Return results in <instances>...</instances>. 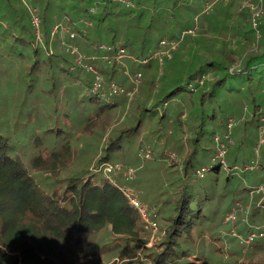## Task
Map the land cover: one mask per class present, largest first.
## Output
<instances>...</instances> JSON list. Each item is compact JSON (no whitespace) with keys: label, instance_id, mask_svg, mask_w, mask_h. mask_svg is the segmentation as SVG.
Returning a JSON list of instances; mask_svg holds the SVG:
<instances>
[{"label":"trees","instance_id":"obj_1","mask_svg":"<svg viewBox=\"0 0 264 264\" xmlns=\"http://www.w3.org/2000/svg\"><path fill=\"white\" fill-rule=\"evenodd\" d=\"M134 1V6L127 7L114 0H0V33L6 40L13 36L15 42H24L22 45L32 62L30 67L26 65V72L30 68L38 77L36 83L30 80L27 87L13 94L14 97L10 94L6 97L17 99L16 106L21 102L25 104L29 101L30 91L40 87V92L34 93L40 97L44 95L48 102L54 98L55 104L61 101L65 105L61 109L55 108L67 120L58 126L74 131V121L81 124L80 130L90 135L98 130L106 132L113 116L130 97L123 94L121 99H114L105 87L94 91L95 75L90 77L83 64L78 63L77 56L70 52L69 45L74 43L86 56L102 53L99 50L101 44L115 49L125 47L131 54L129 57L145 59L158 49L162 38L183 41L189 34L185 32L183 38L182 35L178 38V35L164 34L154 44L155 32L173 27L182 33L198 28L195 26L198 24L195 20H198L202 28L198 36L189 41L185 58L176 53L163 65L150 59L146 65L149 71H143L144 64L132 59V71H142L145 75L141 98H135L131 105L130 124L107 138L106 144L109 154L121 147L126 135L138 133L146 123L155 125V131H161L167 113L177 112V117L171 120L177 122L171 127L173 129H163L168 142L174 138L173 149L182 154L180 162L175 159L177 157L170 158L174 160L169 165L172 168H168L179 174L177 183L168 187L172 199L158 212L162 215L166 246L163 252L149 257L155 254L154 264L190 262L195 235H203L206 226L212 222L216 210L213 205L215 193L233 183L232 173L240 161L243 164L250 161L249 151L228 149V143L235 142V137L241 144L249 141L245 139L247 124L237 126L231 132L233 126L229 123L231 118L243 115L248 106L250 123L257 131L260 127L257 117L264 99V14L255 30L247 29L244 24L239 26L240 22L225 25V30L234 28V31L222 41L220 50L213 48L212 41L216 40L214 37L209 39L208 34L219 23V8L213 14L215 18L199 12L210 1L203 0L200 7L201 0H173L171 6L166 4L170 0H165L159 11L156 0ZM29 3L33 4L30 9ZM33 8L37 9L40 19L39 33L32 20ZM60 24L67 26L70 33L55 31ZM240 47L245 48V56L238 66H234L233 57ZM12 48L9 49L24 53L15 43ZM196 59L200 64L194 67ZM119 68L116 62L107 63L101 72L110 82L124 76L119 75ZM228 81L231 84L226 90L231 95L224 101L219 92ZM234 81L239 86H233ZM3 90L7 93L9 89ZM174 100L183 101L181 108L177 109V103L171 102ZM66 106L71 108L66 110ZM22 107L36 109L33 104ZM38 107L40 109L32 117L35 124L37 119L41 120V114L50 112L52 103L50 107L42 108L39 102ZM80 110L83 111L80 113ZM49 118H45L46 127L55 125ZM208 126H212L210 134L206 133ZM171 132L174 135H170ZM218 134L225 135V139ZM55 135L46 143H35L37 155L28 166L20 155L11 153L8 138L0 134V264H144L137 255L140 245H144L140 233L143 221L126 198L124 184L100 172V166L108 161L98 156L92 159L88 149L81 150L86 160L74 161L79 151L75 139L71 140L72 133L67 134V140L59 150L55 143L61 138L60 131ZM208 135L210 137L206 139ZM221 144L226 148L228 168H224L217 158ZM92 160L96 164H92ZM247 166L244 168L251 169ZM69 167L73 170L65 175L64 171ZM233 206L225 211L226 215ZM240 223V232L251 231L243 217L239 218L238 225ZM103 231L108 233L106 237H101ZM109 235L126 238L132 243L109 240Z\"/></svg>","mask_w":264,"mask_h":264},{"label":"rangeland","instance_id":"obj_2","mask_svg":"<svg viewBox=\"0 0 264 264\" xmlns=\"http://www.w3.org/2000/svg\"><path fill=\"white\" fill-rule=\"evenodd\" d=\"M23 1L27 2V0ZM132 1L135 2L134 0ZM202 1L203 0L200 1V7L202 5ZM206 1H210L212 3ZM206 1V3L202 6V8H200L201 10L199 11L200 13L201 11H203V15H208L207 17L213 16L215 18L213 14L219 8V12H217L219 23L214 28H211V31L208 33L210 36L209 39H213L212 37H214V39L216 40L212 41L213 48L215 49L221 50L222 41L227 40V35H231L232 31H234V28H232L231 31L230 29L225 30V25L233 26L240 22L238 24L239 26H241V24H244L247 29L255 30L256 26L254 25L252 20L253 15L256 21H258V23L260 24V20L264 14V3H262L263 0L262 2L261 0ZM164 2L165 0L155 1V3H158L160 5L157 7L158 11L164 4ZM171 3L174 4V1L170 0V2H166V4L170 6ZM27 5L29 9L33 6L32 3H29ZM208 5L210 6L209 12H204V9ZM148 7L153 10L152 6ZM244 14L245 17H243ZM195 22H198V24H196ZM195 22V26H197L198 28L193 27L195 28L194 32L187 34L183 41H180L179 46L173 52V56L177 53L176 56H178L179 54L181 58H185L184 52H186V48H190L189 41L192 38H196L199 34L198 31L200 27L202 28L201 23L198 20H195ZM48 28L51 29V26L49 25ZM182 33H180L179 28L167 27L166 29H162L159 32H155L152 42H154V44L158 43L160 37H162L164 34L169 36L174 34L178 35L177 37L180 38ZM239 37L240 36L236 38L238 39ZM53 39L56 38L53 37ZM16 42H18V44ZM16 42L15 39H13V36L9 37V40H6L4 39L2 33H0V134L8 138L11 153L20 155L22 161L29 166L33 158H35V156L37 155V151L34 149L35 143H37V145L42 142L46 143V140H51V137L53 138V136L55 138V133L60 131L61 138H58V141L55 143L57 149L59 150L62 143L67 140V134L72 133L74 137H72L71 140L75 139L74 143L76 145L77 151H79L78 157H74V161H77V163L79 161L86 160L83 157L82 151L88 149L90 151V156L92 159L98 156L99 158L106 159L108 163L120 165L122 168H114L112 170V173H107L105 171V166L103 165L100 166V168L102 169L99 170L100 172L102 171L103 173H105V175H107L108 177L122 182L124 186L133 188L138 193L140 201L149 208L150 217L157 221L156 226L150 225L146 221L142 223L140 233L144 245H140L141 247L138 249L137 253V255L143 260L144 264H154L152 258L155 254L152 257H149V255L153 253L163 252L166 246V244H164L166 233L162 229V215H160L158 212L165 206V203L169 202L172 199L170 193L168 192V187L172 188L173 185L177 183L175 180L176 176L179 174L178 171L171 172L170 168L172 167H170L169 165L174 159H170L168 157L170 153H175L177 155V158H175L176 160L180 162L182 159V154L180 153V151L173 149L174 143L171 142L174 140V138L172 137L168 142L167 136H165L164 131L165 129L167 130L171 127H174L175 123H177L171 121L172 119L177 117V112L175 111L174 113H171L169 111L167 113L166 121L161 124L164 130L161 128V131H155V125H148V123H146L138 133L126 135L121 147L108 154L106 145L107 138L109 139V137L114 135L117 130L123 129L130 124L132 120L131 105L134 102L135 98L139 97V95L141 94V88L144 83L145 75L143 72L141 85L138 87H136L135 85V72H133L131 69L132 63H134V60L132 59L134 58L129 57V55L131 54L127 52V56L125 55L121 60L122 63L117 64L120 67L118 69L119 75L121 73L124 76L119 79L120 81L115 78L110 82H108L106 74L104 72H101L102 68L107 65V63L102 59L103 54L98 53L97 55H95L96 57H98L95 60L90 59V57H93V54L87 55L86 57L83 55V65H85V70L91 75V78L94 76V73L86 68V66L88 67L90 65L98 69L103 77V83L106 84L107 87H109L108 85H110L111 83H117L121 86L119 94L112 95L114 99H121L123 94H125L127 97H130L128 99L130 103L127 102V104L122 106L117 111V113L113 116V119H111V123L108 125L110 127L106 132L98 130L95 134L90 135L86 133L85 130H80L81 124H78L74 121L72 122L74 131L72 129L70 130L69 128H66L65 126H58L57 124H65L67 120L65 117H61L59 115L60 110L58 111L55 108L59 107V109H61L62 105H65L62 104L61 101L55 104V102H53L54 98H51V102L50 100L48 102L47 98H45L44 95L40 97V94L34 93L35 91L40 92V87H32L33 89L28 94L29 101L25 104L21 102L20 105L16 106L17 99H7L6 95L10 94V97H14L13 94H17L20 88L22 89L24 87H27V84L30 80H32V82L35 81V83L38 80V77L36 78L35 74L31 73L30 68L28 69V72H26V65L30 67L32 62L31 56L27 55L28 50L22 45L24 44V42L22 40H16ZM13 43H15L17 47L21 48V51H23L24 53L20 54L19 49H16L17 51H12L11 49H13ZM196 44L198 45L199 43L196 42ZM78 50L79 52H81V49L79 47ZM70 52L73 53L72 51ZM236 52L237 54H234L233 57L234 66H238L241 63L243 56H245V48H237ZM73 54H75L76 56L78 55V53ZM188 56L189 55H187V57ZM166 62L167 61H163L164 64ZM163 63L158 62L159 65H163ZM199 64L200 60L196 59L194 61V67ZM146 65H148V63H144V65L142 66L143 71L148 70ZM190 66L191 62L188 68ZM5 70H8L9 72L7 73ZM37 72L38 71L36 70V75H38ZM180 82L183 81L180 80ZM93 83H95V80ZM234 83L236 82L234 81ZM230 84V81H228L219 92V96L224 101L228 100L231 95V93H228L226 90V88L230 87ZM233 86H239V84L236 83ZM6 87L7 90L9 89L7 93H5L3 90L4 88L6 89ZM39 102L42 108H45L46 106L47 108L50 107L51 103L52 107L50 109V112L48 111L41 114V120L37 119V122L35 124V122L32 121V117L35 113L38 112L37 109H40V107H38ZM171 102L177 103V109L181 108V103H183V101H179V103L176 100ZM27 104H33L36 109L33 110L29 107H22ZM261 104V109L257 117L259 119L258 123L260 126L258 128V131L256 130V126H252V124L250 123L251 112L248 106L245 107L243 115L237 118H231L233 122V128L231 129V132L235 127L244 125L245 123L247 124L248 128L245 133V139L246 141H249L245 144H241L240 142L236 141L237 138L235 137V142L230 141V143H228V149L232 152L245 150L246 153L249 151L247 156L250 158V161L244 164L242 161H240L238 166H236L237 169L234 170V172L232 171L233 183L228 184L225 188H223L224 184L222 183L221 187L223 189L215 193L213 205L216 210L212 215V222L211 224L209 223L208 226L204 225L206 226V230L204 231L203 235H195L196 243L191 253L190 262H188L187 260H182L181 262L175 264L264 263V237H257L251 243L246 241V237L248 236V234L254 231H258L260 227L264 226V136H261L260 133L261 127L262 129L264 128V99L261 100ZM70 108L66 106V110H69ZM82 111L83 110H80V113ZM49 116H51V118H49ZM45 118H49L55 123V125L52 127H46L47 120ZM48 128H50V130H48ZM211 131L212 126H208L206 128V133L210 134ZM217 133H221V131L217 130ZM170 135H174V133L171 132ZM217 136L224 138L225 135L218 134ZM209 137V135L206 136V139H209ZM227 142L228 140L226 138V143ZM148 149H151V157H143L141 152ZM94 160H92V162ZM94 163L95 162H93L92 164ZM249 163L255 168L251 167L253 169H245L244 166H250ZM168 166L170 168H168ZM129 167H132L135 170L136 174L135 178L132 180L125 177V171ZM71 170H73V167H69L66 171H64V174L68 175ZM238 204L239 206H241V209L238 213V218L243 217L244 220L249 224V228L251 229V231H247L244 233L240 232L242 226V223H240V225L237 224V233L232 234V227L225 221V219H223V216L224 214L226 215L225 211L229 210L230 206H235ZM164 209H166V207ZM138 213L141 218L140 212ZM164 216L165 215H163V217ZM105 234L108 233L103 231L101 237H106ZM238 235H242L243 239ZM107 238L109 240L115 239V241H120L122 244L132 243L130 240L122 237L115 238V236L111 237L109 235Z\"/></svg>","mask_w":264,"mask_h":264},{"label":"built area","instance_id":"obj_3","mask_svg":"<svg viewBox=\"0 0 264 264\" xmlns=\"http://www.w3.org/2000/svg\"><path fill=\"white\" fill-rule=\"evenodd\" d=\"M114 1L120 2L124 5H126L127 7H131V6L135 5V3L132 0H114ZM261 2H262V0H261ZM209 9H210V6L208 5L205 8V12H209ZM92 10L94 11L95 9L93 8ZM32 18H33L32 20H33V23L36 27V30L39 33L40 19H39L38 12H37L36 8L32 9ZM252 20H253L254 25L256 26L255 28L257 29L258 21H256V19L254 18V15H253ZM54 30L55 31L58 30V31H60V33H64V32L70 33V29L67 26H63L61 24L57 25ZM185 32L193 33L194 29H189L187 31H184L182 34V38L185 35ZM74 35H75L74 33H71V37H74ZM179 44H180V40H178V39H169L168 37H164L160 40L158 49L153 51L149 57H147L145 59L144 58L139 59V58H135V57H133V58L135 61L141 62L143 64L149 62L150 59L158 60L159 62L163 63V61H166V59L172 58L173 52L177 49ZM69 46H70V49L73 53H78V55H77L78 63L83 64V62H82L83 61V55L85 57H86V55L79 52L78 47L74 43L69 45ZM99 50L102 51V54H103L102 59L110 65L114 64L115 62H116V64L122 63V61H121L122 58L125 55L127 56V50L125 47H120V48L118 47L117 49H115L112 46H109L106 44H101V45H99ZM97 58L98 57H96L95 55L92 57L93 60H95ZM90 59H91V57H90ZM83 66H85V65H83ZM86 68L88 70H91L95 75V83H94V89L95 90H99V89L105 87V89H106L105 91L107 93H109L110 95L119 94V92L121 90L120 85H118L117 83H111L110 85H108L109 87H107V85H105L103 83V77L100 74V72L98 71V69H96L92 65H90L88 67L86 66ZM134 75H135V85H136V87H138L142 83L143 72L142 71H136L134 73ZM107 93H103V94H107ZM105 96H107V95H105ZM229 125H230V127H232L233 122L231 121L229 123ZM261 136H264V128L261 131ZM217 140H218V138H217ZM141 154L143 157H146V158L151 157L150 149H148L146 151L143 150L141 152ZM225 155H226V148H225L224 144H221L220 147L218 148L217 158H219L220 161L224 164V168H228L229 166H228V163L225 159ZM176 156L177 155L175 153H170L168 158H175ZM103 166H105V171L107 173H112L113 172L112 170L114 168H118V169L122 168L120 165L111 164V163H105ZM251 167H254V166L253 165L247 166V168H251ZM236 168L237 167H234V169H236ZM125 175H126L125 177L127 179L132 180L135 178V175H136L135 170L132 167H129L126 169ZM202 175H203V173H202ZM123 192H124L126 198L128 199V201L131 203V205H133L138 210V212H140L142 221L143 222L146 221L148 224L156 226L157 221L150 217L149 208L140 201V199L138 197V193L133 188H131L129 186H125L123 188ZM240 209H241V206H239V204L233 206L231 211L225 217V221L228 224H230L232 227V229H231L232 234L237 233L236 228H237V224H238L237 222L239 220L238 213H239ZM238 236L243 239L242 235H238ZM257 237H264V226L260 227L258 229V231H254V232H251L250 234H248V236L246 237V241L251 243Z\"/></svg>","mask_w":264,"mask_h":264}]
</instances>
